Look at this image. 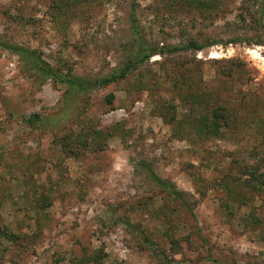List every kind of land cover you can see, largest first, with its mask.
<instances>
[{"label": "rangeland", "instance_id": "1", "mask_svg": "<svg viewBox=\"0 0 264 264\" xmlns=\"http://www.w3.org/2000/svg\"><path fill=\"white\" fill-rule=\"evenodd\" d=\"M0 264H264V0H0Z\"/></svg>", "mask_w": 264, "mask_h": 264}, {"label": "trees", "instance_id": "2", "mask_svg": "<svg viewBox=\"0 0 264 264\" xmlns=\"http://www.w3.org/2000/svg\"><path fill=\"white\" fill-rule=\"evenodd\" d=\"M3 47V45H2ZM6 49H8L11 52H15L18 53L20 52L17 48L11 47V46H4ZM191 49H194L195 51H200V47H197L195 45L191 46ZM155 54H153V52L148 53V54H136L137 61H139L138 63H130L129 65L123 67L122 69L118 70L115 74H113L112 76L100 80L97 85L101 86V87H105L108 86L111 83L116 82L117 80H122L126 77V75L128 74L129 71H131L133 68L137 67L138 64H141L145 61H148L151 57H153ZM141 57V58H140ZM52 75V73H51ZM60 82L64 85H66L69 88H76L78 90H81L82 87L86 88L85 85H87V87H90V89H93L94 87H96V85H93L92 82L87 81L84 82L81 79L78 78H72L71 76L65 78V79H61ZM110 101H112L113 96L109 97ZM37 118L36 117H31L28 121L29 122H34ZM150 178L155 182V185L162 190L163 192H167L168 194L172 195L174 198L178 197L179 193L176 192L175 190H172L173 185L169 184L168 182L162 181L156 177H154L151 173H149Z\"/></svg>", "mask_w": 264, "mask_h": 264}]
</instances>
